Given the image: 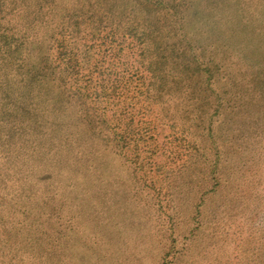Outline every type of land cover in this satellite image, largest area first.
<instances>
[{"label": "rangeland", "instance_id": "1", "mask_svg": "<svg viewBox=\"0 0 264 264\" xmlns=\"http://www.w3.org/2000/svg\"><path fill=\"white\" fill-rule=\"evenodd\" d=\"M6 88L0 264H264V0H0Z\"/></svg>", "mask_w": 264, "mask_h": 264}, {"label": "trees", "instance_id": "2", "mask_svg": "<svg viewBox=\"0 0 264 264\" xmlns=\"http://www.w3.org/2000/svg\"><path fill=\"white\" fill-rule=\"evenodd\" d=\"M6 90V91H5ZM3 90L5 94L0 90V109H11L14 104L17 102L16 96L12 95L11 92H7V88ZM56 243H53L55 250L50 252L49 246L45 247L44 249L40 251V256L36 259L37 264H63L61 256L59 254L60 248L62 247L61 242L55 241Z\"/></svg>", "mask_w": 264, "mask_h": 264}]
</instances>
